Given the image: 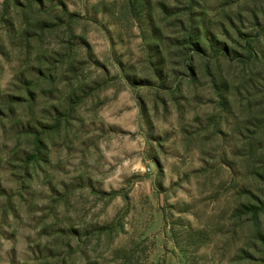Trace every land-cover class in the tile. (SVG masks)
<instances>
[{
  "label": "rangeland",
  "instance_id": "374dc122",
  "mask_svg": "<svg viewBox=\"0 0 264 264\" xmlns=\"http://www.w3.org/2000/svg\"><path fill=\"white\" fill-rule=\"evenodd\" d=\"M0 264H264V0H0Z\"/></svg>",
  "mask_w": 264,
  "mask_h": 264
}]
</instances>
